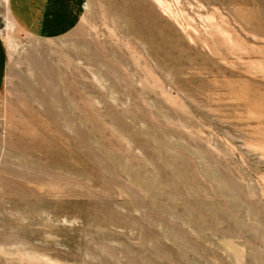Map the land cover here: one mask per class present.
<instances>
[{
	"label": "rangeland",
	"instance_id": "374dc122",
	"mask_svg": "<svg viewBox=\"0 0 264 264\" xmlns=\"http://www.w3.org/2000/svg\"><path fill=\"white\" fill-rule=\"evenodd\" d=\"M0 35V264H264V0Z\"/></svg>",
	"mask_w": 264,
	"mask_h": 264
},
{
	"label": "crops",
	"instance_id": "0c3cea01",
	"mask_svg": "<svg viewBox=\"0 0 264 264\" xmlns=\"http://www.w3.org/2000/svg\"><path fill=\"white\" fill-rule=\"evenodd\" d=\"M83 5L84 0H9V10L17 26L39 38L69 33L77 26ZM8 61L7 43L0 35V92Z\"/></svg>",
	"mask_w": 264,
	"mask_h": 264
},
{
	"label": "bare ground",
	"instance_id": "6f19581e",
	"mask_svg": "<svg viewBox=\"0 0 264 264\" xmlns=\"http://www.w3.org/2000/svg\"><path fill=\"white\" fill-rule=\"evenodd\" d=\"M3 1H5V2H6L7 0H3Z\"/></svg>",
	"mask_w": 264,
	"mask_h": 264
}]
</instances>
